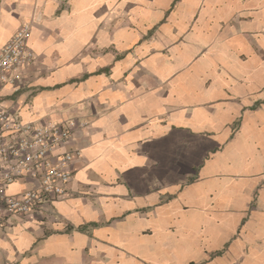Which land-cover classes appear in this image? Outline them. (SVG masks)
I'll return each instance as SVG.
<instances>
[{
    "label": "crops",
    "instance_id": "1",
    "mask_svg": "<svg viewBox=\"0 0 264 264\" xmlns=\"http://www.w3.org/2000/svg\"><path fill=\"white\" fill-rule=\"evenodd\" d=\"M24 24L0 110L79 154L0 264H264V0H0V49Z\"/></svg>",
    "mask_w": 264,
    "mask_h": 264
},
{
    "label": "built area",
    "instance_id": "2",
    "mask_svg": "<svg viewBox=\"0 0 264 264\" xmlns=\"http://www.w3.org/2000/svg\"><path fill=\"white\" fill-rule=\"evenodd\" d=\"M30 32V24L22 25L0 49V80L8 81L9 73L33 59ZM74 125L72 120L65 126L12 120L8 111L0 110V229L7 216L35 211L45 200L64 193L71 178L69 165L79 151L55 152L69 140ZM21 177L35 184L18 194L8 193L7 185Z\"/></svg>",
    "mask_w": 264,
    "mask_h": 264
}]
</instances>
